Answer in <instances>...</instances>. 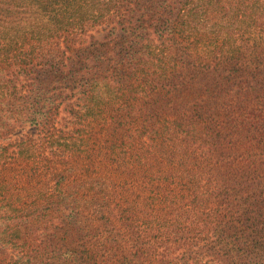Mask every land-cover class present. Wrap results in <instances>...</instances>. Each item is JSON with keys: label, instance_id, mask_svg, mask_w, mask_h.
<instances>
[{"label": "rangeland", "instance_id": "rangeland-1", "mask_svg": "<svg viewBox=\"0 0 264 264\" xmlns=\"http://www.w3.org/2000/svg\"><path fill=\"white\" fill-rule=\"evenodd\" d=\"M213 17L225 26V32L234 33L231 48L237 52L243 44L236 36L237 14L216 12ZM118 21L74 36L77 53L90 45L99 53L112 48L123 35ZM260 21L259 35L253 37L257 40L249 41L246 54H234L235 59L219 65L214 60L210 74L200 71L189 86L184 83L161 90L147 103L139 95L135 106L113 107L111 95L114 101L117 98L113 81L111 89L92 85L86 71L80 73L81 81L70 78L35 84L22 79L18 87L23 94L60 106L53 111L55 125L65 137L91 148L97 138L110 144L116 134L115 112H157L161 117L169 115L171 121L160 125L166 132L164 144L159 141L163 156L158 150L148 153L149 172L131 177L134 187L125 197L108 190L110 183L120 179V174L130 176L129 169L141 172V167L138 162L122 164L119 172L109 148L94 147L92 158L86 160L92 161L90 172H76L80 182L86 181L83 187L71 183L74 177L59 186L55 180L50 182L54 194H102L96 204L81 207L76 216H70L64 206L44 213L34 224L14 226L15 221L12 227L1 226L0 238L1 232L8 237L0 241V264H264V20ZM138 33L144 34L141 29ZM151 38L162 45L153 32ZM67 53L73 57L76 52ZM191 55L188 62L209 60L203 50ZM95 58L85 60L91 70ZM124 94L127 100L137 95L122 91L119 96ZM23 102L31 105L29 99ZM139 122L148 127L153 124V120ZM194 128L201 130L195 138L186 133ZM29 133L34 135V129L25 125L11 138ZM139 140L149 150L148 138Z\"/></svg>", "mask_w": 264, "mask_h": 264}, {"label": "trees", "instance_id": "trees-1", "mask_svg": "<svg viewBox=\"0 0 264 264\" xmlns=\"http://www.w3.org/2000/svg\"><path fill=\"white\" fill-rule=\"evenodd\" d=\"M230 11L237 14L239 33L236 36L243 42L235 49L237 52L231 48L234 33L225 32V26L214 22L218 20L213 17L216 12L227 16ZM117 19L123 27V35L112 48L99 53L90 45L77 53L72 45L74 36L103 25L111 27ZM260 19L264 20V0H0V228L12 227L15 221L14 226L34 224L43 219L44 213L64 206L70 216H76L81 207L96 204L102 192L65 196L54 194L49 184L55 180V185L59 186L74 177L71 183L83 187L86 181L80 182L76 172H90L92 165L88 163L92 161L86 160L92 158L94 147L109 148L114 162L120 166L117 167L119 172L123 165L139 163L141 172L129 169L130 176L120 174V179L113 180L108 187L121 198L125 197L134 187L131 177L149 172L148 153L155 154L157 150L162 153L166 132L161 131L163 126L160 125L171 121L169 115L161 117L157 112H115L116 136L109 139L110 144L97 138L91 142V148L89 144L65 137L55 125L53 111H59L60 106L23 94L18 87L22 79L33 80L35 84L70 78L78 81L80 73L86 71L92 76V85L105 84L104 88L111 89L113 81L117 97L114 101L111 95L113 107L119 109L126 103L128 107L135 106L139 95H143L147 103L151 95L161 90L175 88L177 84L189 86L200 71L210 74L214 60L219 65L235 59L234 54H246L249 41L257 40L253 37L259 35L256 30L262 26ZM129 27L133 31H129ZM116 28L112 27L111 32ZM140 29L144 34L138 33ZM151 31L162 45L151 38ZM195 50H203L209 60L188 62ZM67 52L76 53L69 57ZM91 56L96 57L92 70L85 61ZM122 91L137 95L127 100L125 94L119 96ZM86 95L91 97L89 92ZM25 99L30 100V106L24 104ZM73 105V102L68 104ZM140 119L153 120V124L151 127L140 124ZM25 125L33 127L35 134L17 136L13 140L11 136ZM168 125L164 127L169 128ZM199 131L194 128L186 133H192L195 138ZM143 137L152 143L147 144V151L145 143L139 140ZM104 142L106 145L102 147ZM94 155V158L99 157ZM109 202L110 199L106 200L104 206ZM1 235L4 239L8 237L4 232Z\"/></svg>", "mask_w": 264, "mask_h": 264}]
</instances>
